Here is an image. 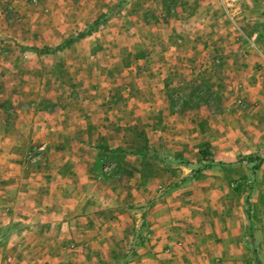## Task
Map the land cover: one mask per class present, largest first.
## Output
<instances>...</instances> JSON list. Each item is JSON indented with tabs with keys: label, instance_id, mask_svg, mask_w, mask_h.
<instances>
[{
	"label": "crops",
	"instance_id": "crops-1",
	"mask_svg": "<svg viewBox=\"0 0 264 264\" xmlns=\"http://www.w3.org/2000/svg\"><path fill=\"white\" fill-rule=\"evenodd\" d=\"M86 1L81 8L96 7V1ZM103 2L109 7L112 1ZM74 8L81 10L77 3ZM45 22L38 36L45 39V54L29 48L23 56L35 59L20 65L13 60L16 52L8 68L0 66V90L33 88L17 79L21 73L45 89V99L24 100L16 92L0 108V264H207L214 257L220 264H242V208L235 210L230 201L229 178L210 176L218 166L188 159L197 154L187 147L192 126L181 119L147 126L149 106L160 100H146L142 91L120 96L117 90L129 89L125 79L99 84V73L116 68L98 66L95 49L50 47L60 41L53 36L60 24ZM82 56L89 61L83 63ZM146 88L160 89L153 82L136 87ZM83 89L88 99H82ZM178 101L191 103L186 97ZM124 126L142 131L145 154L134 151L138 134ZM175 133L184 138L179 150L186 160L156 156L165 151L163 136ZM31 150L39 156L34 164L25 161ZM254 186L250 201L263 207L264 189ZM252 238L264 253V222L253 225ZM259 259L264 264V256Z\"/></svg>",
	"mask_w": 264,
	"mask_h": 264
},
{
	"label": "rangeland",
	"instance_id": "rangeland-1",
	"mask_svg": "<svg viewBox=\"0 0 264 264\" xmlns=\"http://www.w3.org/2000/svg\"><path fill=\"white\" fill-rule=\"evenodd\" d=\"M85 1L0 0V66L8 68L16 52L18 57L13 60H20V65L35 59L23 56V51L29 48L45 54V39L42 42L38 36L45 31L41 27L45 21L52 19L60 24L53 32L60 41L51 43L50 47L98 50L97 60L92 57L98 66L116 68L115 73H99L95 78L99 84L109 79L118 83L125 79L129 89L122 92L116 89L120 96L128 92L129 96L138 97L142 91L146 100H160L149 106L152 119H147L149 122L143 119L147 126L150 122H165L170 126L179 119L184 125L192 126L187 147L197 154L189 155L188 159L200 166H218L210 176L229 178L225 188L232 195L230 201L235 210L242 208L244 219L241 263L257 264L254 257L264 256L263 250L254 240L249 243L246 232L255 223L264 222L262 201L259 206L250 201L256 183L264 189V0H110L109 7L103 0H91L96 1V9L92 10L81 8ZM57 2L62 9L57 7ZM76 3L80 12L74 8ZM138 53L144 55L135 58ZM81 60L86 63L89 56H82ZM124 70L129 71L122 73ZM21 75L17 79L23 81L22 85L33 84V88L3 87L1 109L8 106V95L16 92L24 100L45 99V89L30 81V75L27 78ZM39 75L45 78V74ZM82 77L85 79V75ZM8 80H14V75ZM142 82L156 83L160 89H154V93L149 88L136 89ZM87 93L88 89L81 91L82 99L89 98ZM168 97L173 101L190 97L191 103L178 101L171 110ZM97 109L102 111L100 107ZM143 121L137 123L142 125ZM124 128L137 133L135 127ZM179 135L163 136L165 151L155 149L156 156L185 161L179 150L184 138ZM136 138L137 144H141L142 136ZM149 140L156 142L152 136ZM28 154L36 156L34 161H29ZM38 158L35 150L25 154L28 163L34 164ZM220 263L214 257L207 264Z\"/></svg>",
	"mask_w": 264,
	"mask_h": 264
},
{
	"label": "trees",
	"instance_id": "trees-1",
	"mask_svg": "<svg viewBox=\"0 0 264 264\" xmlns=\"http://www.w3.org/2000/svg\"><path fill=\"white\" fill-rule=\"evenodd\" d=\"M144 54L143 53H138V54H136L135 55V58L136 57H142ZM193 93H195L196 94V92H193ZM196 97H199V95L197 94L196 95ZM189 98L190 97H188V98H186V99H188V101H190L189 100ZM168 100H169V105H170V108H171V110H174L175 108H173V105H174V101L172 100V98H170V97H168ZM197 100V99H196ZM187 105V104H186ZM137 134L138 135H140V136H142V138H144V135H143V133H142V131H139V132H137ZM144 142V141H143ZM137 146H139V147H137ZM135 145L133 148H134V151H137V152H140V153H144L145 154V142H144V144H142V145ZM251 225V224H250ZM248 237H249V243H251L252 241H253V238H252V229H251V227H249V229H248ZM254 259H255V263H259V258H258V256L257 255H255V257H254Z\"/></svg>",
	"mask_w": 264,
	"mask_h": 264
},
{
	"label": "built area",
	"instance_id": "built-area-1",
	"mask_svg": "<svg viewBox=\"0 0 264 264\" xmlns=\"http://www.w3.org/2000/svg\"><path fill=\"white\" fill-rule=\"evenodd\" d=\"M28 157H29V158H28L29 161H34V159H35L36 156H33V155H29V154H28Z\"/></svg>",
	"mask_w": 264,
	"mask_h": 264
}]
</instances>
